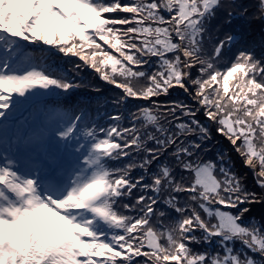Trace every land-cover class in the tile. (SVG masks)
I'll use <instances>...</instances> for the list:
<instances>
[{
	"label": "snow or ice",
	"instance_id": "obj_1",
	"mask_svg": "<svg viewBox=\"0 0 264 264\" xmlns=\"http://www.w3.org/2000/svg\"><path fill=\"white\" fill-rule=\"evenodd\" d=\"M0 264H264V0H0Z\"/></svg>",
	"mask_w": 264,
	"mask_h": 264
},
{
	"label": "rangeland",
	"instance_id": "obj_2",
	"mask_svg": "<svg viewBox=\"0 0 264 264\" xmlns=\"http://www.w3.org/2000/svg\"><path fill=\"white\" fill-rule=\"evenodd\" d=\"M89 71H92L91 69H89ZM225 142H227V141H225ZM225 144H227V143H225Z\"/></svg>",
	"mask_w": 264,
	"mask_h": 264
},
{
	"label": "trees",
	"instance_id": "obj_3",
	"mask_svg": "<svg viewBox=\"0 0 264 264\" xmlns=\"http://www.w3.org/2000/svg\"><path fill=\"white\" fill-rule=\"evenodd\" d=\"M224 143H227V142H224ZM237 162H238V164L240 163L239 160Z\"/></svg>",
	"mask_w": 264,
	"mask_h": 264
}]
</instances>
